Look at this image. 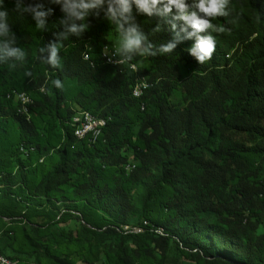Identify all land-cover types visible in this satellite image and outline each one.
I'll return each instance as SVG.
<instances>
[{"label":"trees","instance_id":"trees-1","mask_svg":"<svg viewBox=\"0 0 264 264\" xmlns=\"http://www.w3.org/2000/svg\"><path fill=\"white\" fill-rule=\"evenodd\" d=\"M5 6L27 55L0 63V144L17 137L25 159L14 168L0 161V195L27 207L40 197L44 209L34 208L51 226L32 225L43 234L30 238L31 260L13 257L3 239L5 256L20 264H264V0H231L232 15L212 20L226 30L212 32L215 52L205 63L186 39L172 53L134 57L137 72L104 62L102 49L117 34L91 16L81 37L62 42L61 66L52 68L37 57L61 30L59 5L46 31L14 11L13 0ZM136 19L145 32L156 23ZM173 35L165 24L150 39ZM138 75L152 84L140 97ZM69 79L78 85L72 97ZM24 91L32 102L23 114L15 92ZM80 110L109 119L93 143L70 125ZM22 145L34 150L26 155ZM53 152L59 161L46 171ZM57 203L65 208L50 211Z\"/></svg>","mask_w":264,"mask_h":264},{"label":"clouds","instance_id":"clouds-1","mask_svg":"<svg viewBox=\"0 0 264 264\" xmlns=\"http://www.w3.org/2000/svg\"><path fill=\"white\" fill-rule=\"evenodd\" d=\"M230 3L231 0H192L191 4L186 0H13V10L22 16H30L37 29L46 31L48 18L55 12L51 5H59L63 14L58 21L61 30L53 33L55 39L39 47L37 57L52 68L61 66L59 53L62 42L70 36L81 37L90 27V16L107 21L117 34L114 46L105 53L109 62H113V57L118 64L130 62L136 56L169 54L179 42L194 39L187 51L202 64L215 52L216 41L212 32L226 30L223 26L214 25L212 20L230 17ZM137 15L156 18L155 26L145 32L137 22ZM165 24L173 32V38L156 44L150 35L162 32ZM16 42L17 36L8 24L5 0H0V63L26 59V52L16 46ZM25 76L31 77L32 72L26 71ZM51 82L57 89H63L61 80ZM40 90L45 91L43 87Z\"/></svg>","mask_w":264,"mask_h":264},{"label":"rangeland","instance_id":"rangeland-1","mask_svg":"<svg viewBox=\"0 0 264 264\" xmlns=\"http://www.w3.org/2000/svg\"><path fill=\"white\" fill-rule=\"evenodd\" d=\"M115 36L111 35V40L113 43L116 41ZM64 90L68 97H72L78 91V85L75 80H67L64 84ZM19 140L17 137L11 135L6 141L0 144V161L4 163L8 168H14L18 159H25V157L18 151ZM39 157L38 153L32 155V161L37 163V159ZM59 161V155L56 152L49 154L46 156V161L42 165V167L47 171L51 170L55 164ZM42 200L40 197H33L32 199H26V201L32 207H27L22 203H18L15 200L11 199L8 196H1L0 195V240L7 242L9 245L12 246L14 251H10L9 253L13 257H17L19 259H27L31 260V256L29 255L32 252V246L30 243V238H36V234H43L39 231H36V234L32 231V225L35 222H38L40 227L46 228V232H50L47 224L41 225L42 218H46V213L41 211H36L34 208L38 206L39 209L43 208L42 206L38 205V201ZM57 206H53L49 208L50 211L53 212H60L65 207L63 204L57 203ZM52 217V214H50ZM18 221L16 223L13 222ZM28 219L30 223L28 225H23L20 223L21 221H25ZM58 226L60 224L58 223ZM75 226V224H74ZM125 229H128L125 227ZM10 232V235H9ZM35 239V238H34ZM15 259V258H13ZM43 261L50 262L48 258H44Z\"/></svg>","mask_w":264,"mask_h":264},{"label":"built area","instance_id":"built-area-1","mask_svg":"<svg viewBox=\"0 0 264 264\" xmlns=\"http://www.w3.org/2000/svg\"><path fill=\"white\" fill-rule=\"evenodd\" d=\"M114 46V44H113ZM110 49H106V45L105 47H103L102 49V58L104 60V62H107V64H111V65H118V66H127L130 69L132 68V66H138L137 63H135L133 60H131L130 62H121V63H115V57H113V62H109L108 57L105 56V53L108 52ZM85 60H92V58L90 57V59H85ZM147 80L146 77H143V83H138V96L140 97L142 96L145 88H144V81ZM15 95H19V110L21 112V107L22 106H28V105H22V96H28L27 92H15ZM32 102V99H30V103ZM144 108V106H143ZM92 113V112H91ZM75 116L76 113H75ZM104 123V122H102ZM101 123H95V122H91L90 118H82V124H70V125H74L75 128H81V140L83 139H88L90 142H95V134L98 131V128L100 126ZM21 151L24 152L26 155H28L29 153L26 152V146L22 145L21 146ZM128 169H133V165H129ZM144 225H145V221H144ZM144 227L143 225L138 226L137 228L134 229H126V230H143ZM0 264H11V262H5V255L3 253H0Z\"/></svg>","mask_w":264,"mask_h":264},{"label":"bare ground","instance_id":"bare-ground-1","mask_svg":"<svg viewBox=\"0 0 264 264\" xmlns=\"http://www.w3.org/2000/svg\"><path fill=\"white\" fill-rule=\"evenodd\" d=\"M112 47H113V45H111V44H107L106 45V49H112ZM89 59H90V57H89ZM138 69H139L138 66H132V68H131V70H133L134 72H137ZM138 83H143V76H139V75L137 76V79H136V82H135V87H134V95L136 97L138 96ZM151 85L152 84H150L148 79L144 81V88L145 89H147ZM16 96L19 99V95H16ZM30 99H32V98L30 97L29 94H28V96H22L23 105L30 104ZM28 110H29L28 106H22V108H21V112L23 114L27 113ZM76 115L77 116H74L71 124H82V118H90L91 122L101 123L99 128H98V131L95 134V140H97V138H99L100 135L103 133V129L106 126V124L108 123V120H109L107 118L99 117V116H97V115H95V114H93V113H91L90 111H87V110H80ZM102 122H104V123H102ZM76 135H77L78 139L81 140V128H76ZM29 150H34V148L33 147L30 148V149L26 148V152L27 153H29ZM41 161H43V158L41 159ZM0 253H2V252L0 251ZM5 262H11V264H20V260L11 259V258H8L7 256H5Z\"/></svg>","mask_w":264,"mask_h":264}]
</instances>
